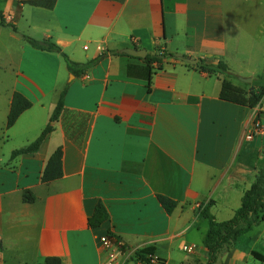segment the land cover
<instances>
[{
  "label": "crops",
  "instance_id": "0c3cea01",
  "mask_svg": "<svg viewBox=\"0 0 264 264\" xmlns=\"http://www.w3.org/2000/svg\"><path fill=\"white\" fill-rule=\"evenodd\" d=\"M29 1L0 0V21L19 32L0 26V264H105L109 233L125 264H141L136 251L150 247L159 264H206L209 222L199 210L229 221L257 181L264 135H250L264 127V100L253 109L221 100L226 77L198 64L224 62L242 88L264 76V0H55L51 10ZM22 36L51 40L78 64L102 59L74 76L61 55ZM126 49L173 57L148 65ZM65 89L40 150L12 159L46 129ZM16 93L32 108L7 129ZM59 148L63 177L45 184ZM25 191L35 203L23 202ZM160 195L177 203L172 215ZM98 203L109 219L91 228ZM254 253L264 255V222L223 264H248Z\"/></svg>",
  "mask_w": 264,
  "mask_h": 264
},
{
  "label": "trees",
  "instance_id": "16d2710c",
  "mask_svg": "<svg viewBox=\"0 0 264 264\" xmlns=\"http://www.w3.org/2000/svg\"><path fill=\"white\" fill-rule=\"evenodd\" d=\"M31 6L53 9L55 0H35L26 2ZM0 26L9 27L15 33H19L16 26L13 24H6L4 18H1ZM23 39L34 48L59 54L65 60L67 67L72 75L80 76L85 74L89 69L96 65L102 58L91 61L87 64H78L69 59V57L51 40L36 41L32 38L22 36ZM173 57L170 54L157 49L156 53L145 59L148 65L154 63L161 64L165 58ZM201 71L210 75H224L220 99L226 102L237 104L240 106L249 107L251 109L258 107L264 100V76H258L250 85H245L246 88L237 87L229 78L235 77L224 62L218 65H208L203 61L198 64ZM67 90L65 89L61 98L54 110L50 123L42 132L39 138L28 146L16 150L12 154V159H16L21 155L37 153L47 136L54 130V125L59 120L63 109L65 107V96ZM32 108V103L21 94H14L10 113L7 119L6 128L10 129L15 125L19 117ZM63 152L59 148L50 157L47 166L42 176V182L47 184L57 181L63 177ZM158 200L168 215H172L177 208V203L165 196H158ZM36 201L35 195L31 191L23 193V202L33 204ZM210 207L200 208L199 215L201 218L209 222V230L204 240V246L208 251V262L206 264H223L226 255L233 249L238 239L249 234L259 224L264 222V168L259 171L257 181L245 193L242 198L240 208L235 212L233 218L225 222H217L215 217L210 212ZM109 219V214L106 207L102 203H98L94 214L89 219V226L91 228H99ZM112 237V234H108ZM0 249L2 243L0 242ZM154 254L153 248H146L144 250L136 251L135 258L141 264H152L149 256ZM253 257L256 261L264 264V255L254 253ZM162 261V260H160ZM44 264H62L58 257H48Z\"/></svg>",
  "mask_w": 264,
  "mask_h": 264
},
{
  "label": "built area",
  "instance_id": "2783aa9c",
  "mask_svg": "<svg viewBox=\"0 0 264 264\" xmlns=\"http://www.w3.org/2000/svg\"><path fill=\"white\" fill-rule=\"evenodd\" d=\"M264 135V127L261 124H256L255 129L250 135V138H254L255 136H263ZM101 245L103 246L106 252V261L105 264H125L126 261L130 258H126V253L122 251V245L113 240L110 236H103L100 239ZM184 251L187 253H194V246H186ZM149 259L152 264H159L160 260L154 255L149 256Z\"/></svg>",
  "mask_w": 264,
  "mask_h": 264
},
{
  "label": "water",
  "instance_id": "95a60500",
  "mask_svg": "<svg viewBox=\"0 0 264 264\" xmlns=\"http://www.w3.org/2000/svg\"><path fill=\"white\" fill-rule=\"evenodd\" d=\"M125 54L133 57H137L140 59H146L147 58V52L145 50H133V49H126L123 51ZM185 62L196 65L197 61L191 60V59H183ZM240 81L245 83V84H250L252 83L251 78H240Z\"/></svg>",
  "mask_w": 264,
  "mask_h": 264
},
{
  "label": "rangeland",
  "instance_id": "374dc122",
  "mask_svg": "<svg viewBox=\"0 0 264 264\" xmlns=\"http://www.w3.org/2000/svg\"><path fill=\"white\" fill-rule=\"evenodd\" d=\"M234 79V81L236 82H238V80H237V78H233ZM239 80H240V78H239ZM248 264H261L260 262H258V261H251V262H249Z\"/></svg>",
  "mask_w": 264,
  "mask_h": 264
}]
</instances>
